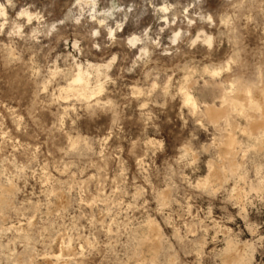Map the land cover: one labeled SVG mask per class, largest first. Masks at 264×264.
Wrapping results in <instances>:
<instances>
[{"label":"rangeland","instance_id":"1","mask_svg":"<svg viewBox=\"0 0 264 264\" xmlns=\"http://www.w3.org/2000/svg\"><path fill=\"white\" fill-rule=\"evenodd\" d=\"M263 91L264 0H0V264H264Z\"/></svg>","mask_w":264,"mask_h":264},{"label":"bare ground","instance_id":"2","mask_svg":"<svg viewBox=\"0 0 264 264\" xmlns=\"http://www.w3.org/2000/svg\"><path fill=\"white\" fill-rule=\"evenodd\" d=\"M5 13V12H4ZM208 41V40H207ZM132 42V40H131ZM210 42V40H209ZM211 44V43H210ZM209 44V45H210ZM80 67V66H79ZM82 68H79L72 83H70V85L68 86V89L67 91H72L74 90L75 88H77L75 91L81 95H86L88 93V85H86L87 83L86 82H89V78L88 80L86 81V73L88 72H83L81 70ZM213 71V70H212ZM228 71V70H227ZM214 72V71H213ZM212 74V72L210 73ZM217 74L219 75L218 71H217ZM215 72L213 73V75H217ZM89 75V74H88ZM89 77V76H88ZM100 88V87H99ZM189 89V88H188ZM65 91V90H64ZM69 93V92H68ZM73 93V91H72ZM231 93V92H230ZM249 93L248 91L247 92H241L239 93L238 95H236L235 97H232V98H229L228 99V102H230L231 104V107H238L240 108L241 107V104H240V100H242V98L244 97L245 94ZM88 95V94H87ZM226 95V94H225ZM248 95V94H247ZM184 96V104L188 107H190L192 110H194V112H196V102L195 100L187 93L185 92L183 94ZM228 96V95H226ZM262 98H261V101H258L256 98V101H258L257 103H264V91L262 92L261 94ZM245 98V97H244ZM243 98V99H244ZM92 99V98H91ZM224 99V98H223ZM224 101V100H223ZM227 101V100H226ZM225 101V104L227 103ZM243 102V101H242ZM245 102V101H244ZM247 102V101H246ZM223 103V102H221ZM262 106V105H261ZM221 107V106H220ZM263 108V106H262ZM226 109V108H225ZM226 111L227 110H224L222 107L221 108H218L216 109L215 107H210L208 108L207 110V115H208V118L210 119L211 122H218L220 119H222L225 114H226ZM264 111V110H263ZM236 112V111H235ZM238 112H241V110H239ZM242 114V113H241ZM263 114V113H262ZM251 130L249 132H247V136L251 137L252 134L254 133H258L259 137L256 139V142H254V146H258L260 147L261 149L264 150V114H263V117L260 119V120H256V121H253L251 123ZM249 127V128H250ZM248 129V128H247ZM227 135V134H226ZM234 135H231V134H228L227 137H226V140L224 142V148H225V153L226 155H233L235 153V145H237L236 143V140L234 139L233 137ZM253 140V139H252ZM251 140V141H252ZM215 142V141H214ZM215 145V144H214ZM222 145V144H221ZM223 148V147H222ZM257 148V147H256ZM260 149V150H261ZM259 150V149H258ZM223 151V150H222ZM222 154V153H221ZM235 156V155H234ZM226 157V156H225ZM224 157V158H225ZM210 172V171H209ZM234 172V171H232ZM218 178V177H217ZM214 179V178H213ZM12 189V188H11ZM237 198V197H236ZM153 229V228H152ZM159 237V236H158ZM151 249V248H150ZM60 256V255H59ZM233 258V257H232ZM235 258V257H234ZM238 258V257H237ZM57 259V258H56ZM235 260V259H234Z\"/></svg>","mask_w":264,"mask_h":264},{"label":"snow or ice","instance_id":"3","mask_svg":"<svg viewBox=\"0 0 264 264\" xmlns=\"http://www.w3.org/2000/svg\"><path fill=\"white\" fill-rule=\"evenodd\" d=\"M131 43V42H130Z\"/></svg>","mask_w":264,"mask_h":264}]
</instances>
